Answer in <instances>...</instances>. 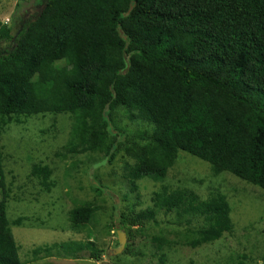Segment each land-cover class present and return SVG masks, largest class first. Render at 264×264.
Masks as SVG:
<instances>
[{"label":"trees","instance_id":"16d2710c","mask_svg":"<svg viewBox=\"0 0 264 264\" xmlns=\"http://www.w3.org/2000/svg\"><path fill=\"white\" fill-rule=\"evenodd\" d=\"M21 2L10 24L0 22V264H25L54 253L72 258L88 253L95 261L103 255L92 241L34 247L16 241L12 227L31 219H8L12 182L5 178L12 156L2 135L8 125L24 126L32 116L70 118L67 142L54 155L60 163L75 159L65 165L69 177L78 161L99 158V167L120 155L121 177L133 193L140 182H163L183 153L208 164L213 177L228 173L264 192V0ZM29 6L40 9L22 20ZM25 128L39 144L45 133ZM27 162L25 179L35 181L41 194L50 193L52 165L30 156ZM185 182L174 190L163 187L152 195V206L137 213L132 206L131 223L120 220L127 243L113 256L116 264H139L144 254L140 242L132 241L135 235L150 239V256L167 264L164 249L173 241L165 230L144 227L157 214L201 220L176 243L192 250L231 234L233 209L220 189L209 188L201 198ZM94 190L101 203L107 193L115 195L105 187ZM77 202L67 221L91 238L87 226L96 222L99 208ZM22 249L30 259L23 261Z\"/></svg>","mask_w":264,"mask_h":264},{"label":"rangeland","instance_id":"374dc122","mask_svg":"<svg viewBox=\"0 0 264 264\" xmlns=\"http://www.w3.org/2000/svg\"><path fill=\"white\" fill-rule=\"evenodd\" d=\"M21 3V0H0V22L5 25L10 24V16ZM29 7L21 11L22 20L25 15L28 17L40 9ZM28 119L31 120L24 125L25 129L28 128L34 135H39L41 131L45 133L43 137L38 136L41 140L35 137L39 144H33L31 137L25 135L23 125L14 127L10 124L5 128V135H2V140L4 136V143L8 146L6 151L12 156L7 163L9 168L7 171L14 169L11 173L7 172L5 178L6 184L12 182L8 219L14 220L17 217L31 219L30 222H25L23 227H12L16 241L23 247L69 241H92L96 249L103 251V255L99 261H95L88 253L75 258L54 253L52 256L25 264H116L113 256L117 257L120 254L113 255L111 251L118 244L117 232L121 231L120 220L124 218L131 223L132 206L136 213L152 206L151 198L154 193L159 192L163 187L174 190L180 182L184 181H186L185 188L192 190L201 198L207 195L209 188L217 186L233 209L230 213L233 230L231 234L225 235L211 245L192 250L176 243L182 239L189 228L195 229L201 220L191 216L178 217L175 213L157 214L155 221L146 222L144 227L151 226L155 230L152 232L155 233L165 230L169 235L168 239L173 241L170 249H164L167 254V264H236V262L264 264V195H261L264 192L259 188L250 186L228 173L213 177L208 164L183 153H179L178 158H180H177V163L169 170L163 182H140L138 191L133 193L129 192L126 182L121 177L124 162L120 160V155H117L111 164L104 162L99 167L96 165L101 162L99 158L84 165L78 161L77 170L69 177L65 175V165L75 159L68 157L66 161L60 163L59 158L54 155L59 151L62 152L67 142L70 118L63 115H46L45 117L39 115V117L32 116ZM123 125L126 128L127 122ZM19 132H21L20 139L16 137ZM27 156L33 160H44L54 168L52 175L54 186L50 193L41 194L40 187L35 181L25 179V169L28 168ZM56 162L59 164L55 167ZM112 172L114 174L111 176ZM197 181H202V184L199 185ZM100 187L101 190L103 187L109 189L115 195L107 193L108 196L103 197L105 203H101V198L94 190ZM244 189L245 192L242 193ZM109 195L113 197L111 200ZM76 200L80 204L93 202L99 208L96 222L87 226L89 230H92L91 238L84 231H73L67 221V212L74 207L73 202ZM46 201L48 204L45 205ZM37 216L41 221L35 220ZM132 241L140 242L141 246H138V249L144 254L139 259V264H160L155 257L150 256V239L135 235ZM126 243L127 237H125V245ZM27 253L22 249L23 261L31 258V255ZM230 259L233 261H228Z\"/></svg>","mask_w":264,"mask_h":264},{"label":"water","instance_id":"95a60500","mask_svg":"<svg viewBox=\"0 0 264 264\" xmlns=\"http://www.w3.org/2000/svg\"><path fill=\"white\" fill-rule=\"evenodd\" d=\"M125 233L124 231L117 232V247L113 249L111 252L113 255H119L124 250L125 246Z\"/></svg>","mask_w":264,"mask_h":264},{"label":"clouds","instance_id":"9594fccd","mask_svg":"<svg viewBox=\"0 0 264 264\" xmlns=\"http://www.w3.org/2000/svg\"><path fill=\"white\" fill-rule=\"evenodd\" d=\"M121 231H123V230H121ZM126 236V235H125ZM125 247V246H124Z\"/></svg>","mask_w":264,"mask_h":264}]
</instances>
